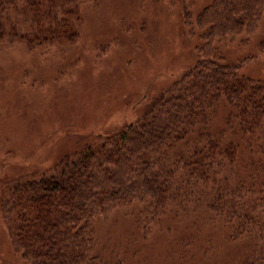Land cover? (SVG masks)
I'll return each mask as SVG.
<instances>
[{
  "label": "trees",
  "instance_id": "obj_1",
  "mask_svg": "<svg viewBox=\"0 0 264 264\" xmlns=\"http://www.w3.org/2000/svg\"><path fill=\"white\" fill-rule=\"evenodd\" d=\"M79 5L0 0V34L31 14L55 35L77 26ZM263 16L264 0H212L196 17L203 44L195 63L139 119L1 191L2 223L21 264H102L91 254L95 220L136 203L153 223L195 196L230 239L255 236L258 248L243 264H264V80L240 77L241 64H224L213 49L216 40L252 34Z\"/></svg>",
  "mask_w": 264,
  "mask_h": 264
},
{
  "label": "rangeland",
  "instance_id": "obj_2",
  "mask_svg": "<svg viewBox=\"0 0 264 264\" xmlns=\"http://www.w3.org/2000/svg\"><path fill=\"white\" fill-rule=\"evenodd\" d=\"M211 1L80 0L77 26L55 35L32 24L31 14L25 26H4L0 196L139 119L195 63L203 44L196 17ZM42 38L48 41L39 47ZM263 41L264 16L252 34L216 40L213 49L224 64H241L240 77L264 80ZM197 198L153 223L142 220L136 203L116 208L92 223L91 254L102 264H243L258 248L255 236L230 239ZM0 264H21L1 213Z\"/></svg>",
  "mask_w": 264,
  "mask_h": 264
}]
</instances>
